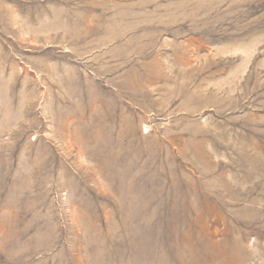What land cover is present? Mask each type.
I'll list each match as a JSON object with an SVG mask.
<instances>
[{"label": "rangeland", "instance_id": "rangeland-1", "mask_svg": "<svg viewBox=\"0 0 264 264\" xmlns=\"http://www.w3.org/2000/svg\"><path fill=\"white\" fill-rule=\"evenodd\" d=\"M0 264H264V0H0Z\"/></svg>", "mask_w": 264, "mask_h": 264}]
</instances>
